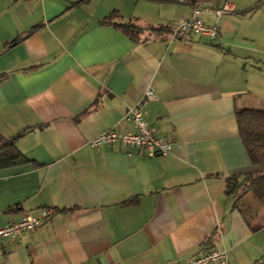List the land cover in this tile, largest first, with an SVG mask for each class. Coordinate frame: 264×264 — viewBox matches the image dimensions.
Instances as JSON below:
<instances>
[{
	"label": "crops",
	"instance_id": "0c3cea01",
	"mask_svg": "<svg viewBox=\"0 0 264 264\" xmlns=\"http://www.w3.org/2000/svg\"><path fill=\"white\" fill-rule=\"evenodd\" d=\"M113 11L137 41L100 23ZM190 14L172 0H0V136L30 160L0 171V226L48 213L0 240V264H182L212 248L264 264V208L224 193L257 169L235 111L264 108V33L237 16L214 40L148 30ZM136 104L168 156L87 145L133 132L123 116Z\"/></svg>",
	"mask_w": 264,
	"mask_h": 264
},
{
	"label": "built area",
	"instance_id": "2783aa9c",
	"mask_svg": "<svg viewBox=\"0 0 264 264\" xmlns=\"http://www.w3.org/2000/svg\"><path fill=\"white\" fill-rule=\"evenodd\" d=\"M176 2L183 3V0H176ZM232 12V8L227 3L220 7L210 4H196L191 8L190 16L181 19L173 29L172 38L187 40L190 36L195 35L209 40L217 39L219 36V22L223 15ZM143 95L146 98L153 97L154 92L151 88H148ZM123 121L133 128V132H120L115 128L109 129L91 139L87 145L92 149H99L104 146L118 144L130 150L142 149L149 157H165L170 154L171 144L153 134L138 104L126 109ZM47 217L48 213L46 211H41L36 216L24 214L16 222L0 226V240L17 238L24 232L35 230ZM226 262V252L212 248L182 264H226Z\"/></svg>",
	"mask_w": 264,
	"mask_h": 264
},
{
	"label": "trees",
	"instance_id": "16d2710c",
	"mask_svg": "<svg viewBox=\"0 0 264 264\" xmlns=\"http://www.w3.org/2000/svg\"><path fill=\"white\" fill-rule=\"evenodd\" d=\"M227 0H183V4L189 5L191 8L196 4H210L220 7ZM262 0L256 2L253 6L247 8L243 13L255 11ZM120 16L116 11L111 12L101 20L102 25H112L118 28L122 33L133 41L138 40L141 28L134 23H121ZM169 32L166 27L148 28V30ZM0 75V81L2 80ZM238 135L246 150L250 163L257 168L252 172H248L239 176H231L226 179V188L224 193L227 196L240 201L242 196L250 194L253 200H256L262 208H264V108L262 109H237L235 111ZM14 138L6 139L0 136V171L12 167L23 166L30 160L20 153L14 144ZM244 204H238L239 212L244 214ZM254 229V228H253Z\"/></svg>",
	"mask_w": 264,
	"mask_h": 264
},
{
	"label": "rangeland",
	"instance_id": "374dc122",
	"mask_svg": "<svg viewBox=\"0 0 264 264\" xmlns=\"http://www.w3.org/2000/svg\"><path fill=\"white\" fill-rule=\"evenodd\" d=\"M172 1L176 2V0H172ZM229 1L231 2L233 1L234 3L240 4V5H237V10H234V12L231 13L233 15H230V13H228V14L223 15L222 18L228 17V16H235V17L237 16V20L241 27L240 30H245L244 32L250 31L249 33L252 35L264 33V0H262V3L255 11L244 13V14L240 13L238 15L237 13H239L240 10H243L255 4L259 0H229ZM220 22L218 24L219 28H220Z\"/></svg>",
	"mask_w": 264,
	"mask_h": 264
}]
</instances>
